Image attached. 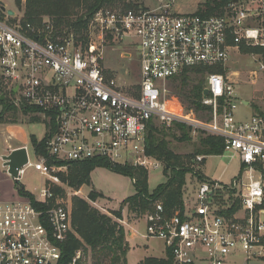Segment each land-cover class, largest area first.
Here are the masks:
<instances>
[{
    "label": "built area",
    "instance_id": "1",
    "mask_svg": "<svg viewBox=\"0 0 264 264\" xmlns=\"http://www.w3.org/2000/svg\"><path fill=\"white\" fill-rule=\"evenodd\" d=\"M0 1L6 8L0 4L2 94L15 96L17 106L37 107L52 123L46 126V153L32 146L35 162L27 144L15 146L11 133H1L5 154L27 149L18 180L28 168L48 179L34 199L0 201V264H86L82 250L63 262L61 244L74 232L73 213L58 198L53 201L51 187L62 184L60 173L69 162L106 159L165 172V164L147 153L148 131L150 125L176 124L191 128L193 137L222 138L223 154L237 156L240 171L230 183L202 177L170 214L156 201L144 215L145 236L163 241L173 264H225L238 253L246 264L264 260V113L237 119V71L230 68L233 53L248 54L264 72V0L231 2L223 14L211 16L101 8L90 21L87 44L73 32L60 35L51 18L34 24ZM110 38L129 39L138 49L140 81L132 93L125 91L123 76H109L101 66ZM243 46L258 50L244 53ZM194 68L206 69L208 119L168 102L166 84ZM204 159L197 155L195 168Z\"/></svg>",
    "mask_w": 264,
    "mask_h": 264
},
{
    "label": "trees",
    "instance_id": "2",
    "mask_svg": "<svg viewBox=\"0 0 264 264\" xmlns=\"http://www.w3.org/2000/svg\"><path fill=\"white\" fill-rule=\"evenodd\" d=\"M20 11L24 12L25 21L34 24H41L44 18H51L60 35L74 33L84 44L89 41L87 33L90 21L94 14L101 8H121L124 10L138 9L140 6L130 0H14ZM233 0H207L204 7L196 13L211 16L221 15L225 7ZM244 53L254 50L243 46ZM205 68L187 69L184 73L170 80L171 91L174 93L187 110H194L196 114L208 119L212 107L203 103L205 89ZM3 94H0V103L3 108L0 112V123H16L20 113H38L37 107L28 103L20 104V107L9 102ZM264 113V112H260ZM38 119V117H35ZM50 126L49 122H45ZM179 132V135L175 133ZM49 137L48 132L44 137L38 138L31 135V143L34 148L42 153H46V142ZM173 137L178 141H191V128L183 124H176L174 127L164 125H150L147 138V153L165 164V183L159 184L156 188L149 187V172L143 167L131 164H114L106 159H95L85 162H69L68 174L62 175L71 187L79 188L83 185L92 186L91 173L97 167H104L118 174L130 177L133 181L135 193L121 203L120 210L102 213L92 207L90 203L83 199L74 200L73 229L69 238L61 244L63 262L70 261L76 251L82 250L84 257L88 260L92 253L93 264H127V255L130 244L127 240L125 227L118 221L122 218L123 210L128 209L131 216L137 218L144 216L147 212H152L154 203L161 200L164 203L168 214L183 205L184 189L187 185V174L195 172L199 179L204 177L201 170L195 171L194 159L197 155H222L224 153V141L220 137L198 135V144L192 153L181 154L175 152L172 147ZM18 182V181H16ZM25 197L34 199V195L20 189ZM104 195L92 189L89 198L96 200ZM36 205L42 204L35 202ZM141 264H173L171 252L168 257H146Z\"/></svg>",
    "mask_w": 264,
    "mask_h": 264
},
{
    "label": "rangeland",
    "instance_id": "3",
    "mask_svg": "<svg viewBox=\"0 0 264 264\" xmlns=\"http://www.w3.org/2000/svg\"><path fill=\"white\" fill-rule=\"evenodd\" d=\"M4 1L8 8L14 9L23 15L24 12L17 8L14 0ZM130 1L137 3L140 6L138 9L142 10H168L171 12L193 13L203 8L207 0ZM24 3L25 0H23ZM46 18L44 19L46 20ZM123 53L127 54L128 58H123ZM129 54L131 55L129 56ZM232 60L230 68L237 71L236 76H234L236 80L234 85L237 103L234 112L238 120L245 121L255 113L264 112V72L260 71L257 61L252 59L248 54L238 55L237 53H233ZM101 66L109 76H123L126 84L124 89L128 93H132L133 88L140 81L139 52L135 45L129 44V39H125L124 41L113 38L107 39ZM252 71L257 72L255 80L252 79ZM2 85L3 82L0 77V94L4 91ZM166 85L170 89V95L168 97L170 106L177 110H187L186 105L184 106L180 99L172 93L170 81ZM6 99L14 103L13 99H15V96L13 98L7 97ZM244 101H247L248 104H245ZM2 108L3 105L0 103V112ZM35 117H38V119ZM46 121L44 115L41 113H29L27 115L20 113L16 123H0V156L5 152L7 145L4 143V135L1 134V130H4L8 126L7 132H10L19 143L29 146L31 160L35 162L36 157L32 148L31 135H36L38 138L45 136ZM175 133L179 135V132L175 131ZM168 139L172 141V147L175 152L181 154L192 153L198 144L197 137H193L191 141H178L173 137H169ZM227 155H209L203 160L198 169L195 168V171L201 170L204 176L210 179H220L223 182L230 183L238 175L241 163L237 156L230 158ZM68 170L69 167L66 171L60 173L62 184L51 188L55 194L53 201L58 198L59 201L66 203L72 209V213L74 210V200L77 198L87 201L92 207H95L102 213H108L113 216L112 212L120 210L122 201L135 193L133 181L130 177L118 174L104 167H97L92 171L91 180L94 185H83L79 188L71 187L67 181L63 180L61 175H67ZM163 170L162 168L149 169L150 189H154L159 184L166 182L167 177ZM47 179L46 176L34 168H28L18 182H16L17 180L8 173L7 168L3 166V161L0 158V201H22L25 198L20 192L22 188L32 195L38 196L46 187ZM200 180L195 172L187 174V185L184 189V194L189 196V194L194 193ZM92 189L102 193L104 197L91 200L89 196ZM125 214L130 215L127 208L125 209ZM113 217L117 219L115 216ZM143 220L145 223L142 222ZM135 221L141 222L137 224V230L144 232L146 228L144 216L137 218L133 215L132 222ZM129 241L131 250L128 256V263L140 264V260L145 256L147 251L145 245L147 241L137 233ZM150 247L154 248L155 252H160L163 255V247L158 240L150 239ZM89 255L91 257H88V260L86 259V264H93L94 259L92 258V253ZM244 258L245 256L242 253H238L233 255L225 264H246ZM104 264L108 263L105 262ZM247 264H264V260L251 259Z\"/></svg>",
    "mask_w": 264,
    "mask_h": 264
},
{
    "label": "crops",
    "instance_id": "4",
    "mask_svg": "<svg viewBox=\"0 0 264 264\" xmlns=\"http://www.w3.org/2000/svg\"><path fill=\"white\" fill-rule=\"evenodd\" d=\"M244 102H246L247 104H248V102L247 101H244ZM245 103V104H246ZM8 127V126H7ZM7 127H5V129L4 130H1V131H4V133H5V135L7 134V133H10V132H7ZM5 135H4V143H6L5 142ZM15 146H20V145H24V144H22V143H19L15 138L13 139V142H12ZM8 145H6V147H7ZM94 185V184H93ZM152 190V189H151ZM132 220H133V216H131V215H126L125 214V210H123V216H122V218H120V219H118V221L119 222H121V224L125 227V230H126V234H127V240H128V242H129V244H130V241H129V239H131L133 236H134V234L135 233H137L139 236H141L144 240H146L147 242H146V247H147V251H146V254H145V256L140 260V264H141V262L146 258V257H157V258H166V248H165V245H164V242L163 241H161V240H159V239H155V240H158L161 244H162V247H163V255H161L160 254V252L158 253V252H155L154 250V248H151L150 247V239H154V238H147L146 236H145V232H146V228H145V231L143 232H141V231H138L137 230V224H139V223H141V222H138V221H135V222H132ZM142 222H144V220L142 221ZM145 223V222H144ZM158 245V244H157ZM156 245V246H157ZM130 250H131V245H130ZM130 250H129V252H130ZM129 252H128V255H127V264H129L128 262H129V259H128V256H129Z\"/></svg>",
    "mask_w": 264,
    "mask_h": 264
},
{
    "label": "water",
    "instance_id": "5",
    "mask_svg": "<svg viewBox=\"0 0 264 264\" xmlns=\"http://www.w3.org/2000/svg\"><path fill=\"white\" fill-rule=\"evenodd\" d=\"M238 0H233V2H237ZM2 8L6 10L5 5L2 1H0ZM12 13V11H10ZM17 90V89H16ZM15 90V91H16ZM209 95V90H204V98H207ZM5 98V95L2 96V99ZM246 103V102H244ZM247 104V103H246ZM0 158L3 161V166L8 167V173L17 179L19 175V169L22 168L28 162V153L26 147H19L11 151L9 154H2Z\"/></svg>",
    "mask_w": 264,
    "mask_h": 264
}]
</instances>
